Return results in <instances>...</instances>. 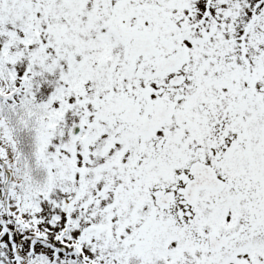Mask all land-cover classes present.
I'll use <instances>...</instances> for the list:
<instances>
[{"label": "snow or ice", "instance_id": "6c2138e0", "mask_svg": "<svg viewBox=\"0 0 264 264\" xmlns=\"http://www.w3.org/2000/svg\"><path fill=\"white\" fill-rule=\"evenodd\" d=\"M0 264H264V0H0Z\"/></svg>", "mask_w": 264, "mask_h": 264}]
</instances>
